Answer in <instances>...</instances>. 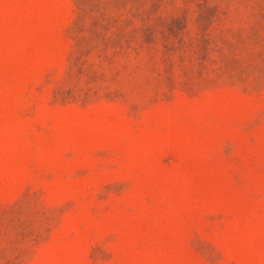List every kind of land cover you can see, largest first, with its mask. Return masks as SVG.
<instances>
[{
  "label": "rangeland",
  "instance_id": "374dc122",
  "mask_svg": "<svg viewBox=\"0 0 264 264\" xmlns=\"http://www.w3.org/2000/svg\"><path fill=\"white\" fill-rule=\"evenodd\" d=\"M0 264H264V0H0Z\"/></svg>",
  "mask_w": 264,
  "mask_h": 264
}]
</instances>
